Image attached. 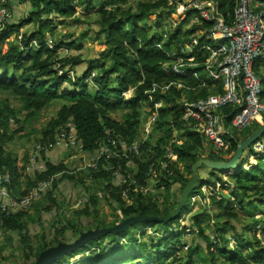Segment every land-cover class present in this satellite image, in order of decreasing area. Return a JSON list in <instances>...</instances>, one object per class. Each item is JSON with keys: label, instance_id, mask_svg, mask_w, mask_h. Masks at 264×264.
I'll return each instance as SVG.
<instances>
[{"label": "trees", "instance_id": "trees-1", "mask_svg": "<svg viewBox=\"0 0 264 264\" xmlns=\"http://www.w3.org/2000/svg\"><path fill=\"white\" fill-rule=\"evenodd\" d=\"M97 1L31 0L32 8L27 19L19 20L16 23L9 21L10 23L8 22L9 24L0 30V90L19 98L24 103L25 108L32 109L34 113L41 112L52 103L60 102L62 106L56 118L52 120V130L51 132H45V137L41 142L54 141L58 127L62 126L66 130H69L71 126H75L85 149L89 151L95 150L99 146L98 141L108 136L109 130H111L110 136L113 139H119L117 136H123L129 144H132L138 132L137 129L140 121L139 109L145 104L154 106V103H151V95H153L154 100L164 101L167 106L160 108L159 128H169L164 131L171 137L172 120L175 127L184 130L182 136L185 138L182 144L176 146V162L171 163L170 168L161 177V181L169 189L171 183L167 176L169 171L176 166L175 163H183L186 171L190 175H193L192 167L196 161L201 159L199 150L204 146V141L209 143L203 134L196 131L183 119L185 112L184 102L222 93L223 89L219 82L218 85L213 86L216 81L203 76V74H206L204 72V65L210 56V51L202 47L207 43L213 45L215 43L207 35L200 37L199 49L196 48L195 63L197 64L192 67L188 66L190 70L194 69L200 73L199 78L194 76L183 77L172 72H167L164 69V65L172 62L177 57L172 55L174 44L177 45L179 43L177 53L181 55L179 49L183 46L181 44L184 41L180 39L185 37L186 41H189L191 33L210 28L211 23L200 19V22L191 30L182 32L179 29L178 32L170 33L168 40L164 41L162 34L157 32L150 33V27H148L150 25L149 12L150 14L155 13L158 17L161 14L155 11L159 9L169 12V10L174 9L173 6H169V0L140 2V7L136 11H133L132 7L126 9L127 0H106L102 4V9L97 12L99 16L97 22L101 25L98 33L105 36L104 43L108 46V52L112 56V64L107 65L109 66L108 69L105 65L100 67L91 64L92 66L87 67L82 76H77L76 81L72 80L73 78L60 76L59 71L55 70L57 62L64 63L61 69L66 74L67 70L64 67L67 63L74 69L82 60L80 56L60 60L58 51L63 47L80 49L82 46L77 45L73 39L69 42L67 41L71 36L70 33L63 34L62 37H58L59 39L54 37L58 32L54 17L70 18L75 16L77 5L85 7L87 11H91L95 9ZM218 1L221 3L225 15L233 14L239 2V0ZM260 1L264 2V0ZM109 7H112V9H109ZM192 14L198 15V12L194 9L190 10L182 24H187ZM27 23L34 24L33 28L35 29L33 31H25L20 43H11L4 50V44L9 40L10 36L16 33V30L19 33V29ZM48 33L53 39L52 46L47 43ZM160 43L162 44L161 47L158 46ZM98 68H100V72L94 78V82L99 87L96 90H92L86 84V81L92 72ZM261 77L264 81V74H261ZM116 81H118L117 86L110 87ZM178 81L185 83L183 84L184 88H176L179 84L177 83ZM64 82H68L66 88L64 87ZM155 83L160 87L153 91ZM203 83L207 84L203 85ZM165 85H170L168 90L162 89ZM131 87L136 88L134 90L135 94L130 101H127L123 96V92L129 90ZM182 96L185 98L179 103ZM118 110L126 111L123 115L125 121L122 123L112 118V113ZM232 110V107H226L223 111L225 114H229ZM21 111L12 107L8 100L0 101V170L4 171V173L9 172L13 176L12 183L8 185L11 192L14 194V191H18L20 193L19 196H26L29 194V189L33 188L40 181L51 180L52 176L58 171H66L67 169L64 164L54 166L48 163L47 171L37 172L36 178L34 180L30 179L27 183L29 189L21 190L22 174L17 168L14 153L6 151L3 147V144L12 138L7 137L11 125V117H17ZM169 115L171 117L170 120L161 122V120ZM260 127L261 124L255 121L251 126L242 131L232 128V138L231 136H227L231 140L232 145L225 153L235 154L238 144L251 136ZM165 140V138H162L160 141L162 143ZM260 140L264 143V134L257 142ZM250 148L251 151L248 152L247 156L256 154L258 162L249 169L244 168V163H242L240 165L242 167H238L236 172L232 174L234 195L239 203V207H225L224 200L219 202L221 207L225 208V213L221 212L216 221L215 233L221 239V242L214 243L203 227L204 220L210 218L209 214H205V217L202 218H199L198 214L192 216L191 221L194 231H197V234L202 238L200 239L206 245L205 252L210 257V263L204 262L203 264H221L217 259L222 257L226 259L228 264H253V260L256 264H264V245L260 244L261 240L257 237V233L253 232L254 229H260L264 225V220L256 218L255 209L252 208V210L248 211L252 216V223L248 221L241 230L234 223L238 217L237 211L239 209H248L255 204H264V153L255 152L252 150V146ZM155 150L157 154L153 155L154 157L142 167L141 173L136 175L138 181L144 185L147 184L146 172L149 170L151 164H154L155 167H160L159 160L161 158H164L165 161H170L165 156L166 150L162 151L160 145ZM213 155L209 156V158L221 160V157ZM211 170L208 184L216 187L218 182L227 183L222 176H216L219 169L211 168ZM110 175V173L106 172L100 174L104 178H109ZM63 176L68 178V180L74 179V176L67 172ZM190 180L191 178H187L180 171H177L175 181L184 182L186 186ZM58 181L56 179L55 186ZM55 186L47 193L52 199H54L52 191L55 189ZM110 187L111 185H109ZM200 191L197 186L191 192L187 202L188 207L192 197ZM112 192L114 199L121 205L122 218L120 220H116L113 224L104 227L94 224L90 226L91 224H89L84 226L83 229L79 225L72 224L71 231L75 233L79 232L81 235L90 229L113 227L126 218L137 215L170 216L173 214V204H179L180 202L179 199L173 198L170 205L161 211L158 205L152 202L151 198L148 199L147 196H143L139 188L132 187L130 189V196L133 199L136 197L134 204L124 207L125 202L122 199V194H116L114 190ZM92 199L96 203V199L94 197ZM214 201L217 203L216 198H214ZM183 210L176 219L169 222L156 220L135 222L134 225L138 223L143 228L145 227V229L148 227L153 229L156 237L150 242L142 238L140 239L138 233L135 231L127 234V241L123 242L122 234L132 229L130 228L132 224L125 231L109 233L98 239L89 241L80 249L54 260L50 264H202V252L198 245H191L186 255L181 256L182 249L187 246L181 241L183 234L179 233L177 229L179 220L184 215ZM82 212L87 214V216H90L91 213L87 208ZM17 214L10 216L2 214L5 216V228L16 231L21 235L24 242H28L29 233L26 230V225L22 222V218L27 213L20 211ZM68 231V224H63L61 228L56 230L54 238L57 244L66 240ZM231 234L235 235L239 246L230 254L227 245L229 243V235ZM109 235L115 238L109 241L105 240ZM212 247H214L213 251L210 250ZM47 248L46 245L41 246L38 248L39 251L34 253L32 246L28 245V253L25 254L26 260L23 264L34 263L40 253ZM93 248L94 251L88 252L89 249ZM247 248H249L248 251H246ZM250 252H253L252 259L248 257ZM195 254L198 257V263L194 261ZM0 264H9L6 257L1 254Z\"/></svg>", "mask_w": 264, "mask_h": 264}, {"label": "rangeland", "instance_id": "rangeland-1", "mask_svg": "<svg viewBox=\"0 0 264 264\" xmlns=\"http://www.w3.org/2000/svg\"><path fill=\"white\" fill-rule=\"evenodd\" d=\"M2 1L3 0H0V5ZM7 1L12 13L10 22L16 23L19 20L27 19L32 8L31 0ZM105 1L106 0H98L95 3V9L91 11H87L85 7L77 5L75 16L70 18L54 17L58 29V32L54 37L59 39L58 37H62L63 34L70 33L73 37L70 36L67 41L69 42L73 39L77 45L82 46L80 49L63 47L58 51L60 60L77 56H80L82 60V62L74 69L67 63L64 67V69L67 70L66 74H64V70L61 69V67L63 68L64 63L57 62L55 70L59 71L60 76L73 78L72 80L76 81L77 76H82L87 70V67L91 64L100 67L112 64V56H110L108 52V46L104 43L105 36L103 34L99 35L98 33L101 25L97 22L99 17L97 12L102 9V4ZM147 1L149 0H127L128 3L125 7L126 9L132 7V10L136 11L140 7V2ZM187 1L188 0H169V6H173L174 9L169 10V12L167 10L161 11L160 9L155 11L158 14H161L160 17L155 13L150 14L149 12L150 25L148 27H150V33H160L163 35L164 41H167L170 33L178 32L179 29H181L182 32H186L197 25L199 21L195 14L191 15L187 24H182L189 14V11L192 10L187 6ZM109 9H112V7H109ZM33 27L34 24L27 23L24 27L19 29V33L16 30V33H13L9 40L5 42L4 50H6L11 43H20L24 32L33 31V29H35ZM3 28L4 27L0 26V30ZM201 36L202 31L193 32L189 36V41H186L185 37L180 39L185 42L181 45L192 44L194 47L199 48V45L195 44V39L200 43L199 39ZM47 43H49L50 46L53 45V39L49 33L47 35ZM158 46L161 47L162 44L160 43ZM178 46L179 43L173 45V53L177 52ZM108 68L109 66H107V69ZM99 72L100 68L92 72L87 78L86 84H88L92 90H96L99 87L94 82V78L98 76ZM204 72L206 73L205 69ZM203 76L208 78V74H203ZM117 83L118 81H116L115 84L110 85V87L117 86ZM177 83L179 84L176 88H184L183 84L185 83H183V81H178ZM67 85L68 82H64L65 88ZM169 87L170 85H166L163 88L168 90ZM135 89V87H131L129 90L123 92L125 100L130 101L134 97ZM150 98L151 103H154V106L145 104L139 109L140 121L137 129L138 132L132 144H129L123 136H117L119 139H113L110 136L111 130H109L108 136H105L98 141L99 146L95 150L89 151L85 149L75 126H71L69 130H66L65 127L61 126L56 130L54 141H49L53 143V147L46 152H39L38 148L40 144L44 145L49 143H42L41 140L45 137V132H51L52 120L56 118L62 104L60 102H55L45 107L41 112L34 113L32 109L25 108L24 103H22L19 98L0 90V101L8 100L16 110H22L21 113H18L17 117H11V125L7 137L12 138L8 139L3 144L6 151L14 153L17 168L22 174L21 190L29 189L27 187L28 181L30 179L34 180L37 172L47 171L48 163L54 166L64 164L67 169L66 171H58L54 174L47 187L42 185L45 182L44 180L29 189L28 193H31V195L33 194L34 197L30 207L25 210L27 214L22 218V222L26 225V230L29 233L27 238L28 242H24L21 235L16 231L5 228V216L2 215L4 213L0 209V254L6 257L9 264H23L26 260L25 254L28 253V245L32 246L34 253L39 251L38 248L41 246L46 245L48 248L55 246L57 241L54 238V233L58 228H61L63 224L69 225V231L66 234L67 237L65 241L71 243L80 236L79 232L75 233L74 231H71L72 224L79 225L80 228L83 229L84 226L89 224H91L90 226L94 224L104 227L113 224L116 220H120L122 218L120 211L121 205L116 199H114L112 190H114L116 194H122V199L125 202L124 207L134 204V199L136 197L133 199L129 195L132 187L139 188V191L143 196H147L148 199L151 198L152 202L157 204L161 211L165 210V207L170 205L173 198L181 200L185 184L184 182L175 181L177 171H180V173L184 174L187 178H192L193 176L186 171L184 164L175 163L176 166L169 171L167 176L171 183L169 189H167L166 184L161 181V177L164 175L163 173L170 168L171 163H174L177 160L175 149L176 146L182 144L185 139L182 136L184 130L175 127L172 120L171 137H169L164 131L169 128L166 127V129H160L158 122L160 118V108L166 107L167 105L162 100H154L153 95H151ZM184 98L185 97L182 96L179 103ZM125 112L126 111L124 110H118L117 112L112 113V118L122 123L125 121L123 117ZM170 118L169 115L161 120V122L170 120ZM260 118L262 117H259V119ZM261 120L262 122H258L262 125L264 123V117ZM162 138H165L166 140L161 143L160 140ZM259 142L260 144L263 143L262 140ZM159 145L162 151L164 149L166 150L167 153L165 156H170L171 160L165 162V159L161 158L159 160L160 167L156 168L153 172L151 169L148 170L146 172L147 184L144 185L138 181L136 175L141 173L142 167L145 163L157 154L155 149L159 147ZM214 148L215 147L211 142L208 143L204 141V146L199 150V156L201 158H209V156L214 154L215 156L217 155L221 157V160L228 161L234 154L229 152L225 153L226 151H217V153H215V151H213ZM249 151H251V148L245 152L242 159L243 161L240 164L242 165V163H244L243 166L246 169L251 168L258 162V156L256 154V156H247ZM261 153H264V148ZM117 162L121 164V167L120 169L115 170L114 167ZM236 169L218 170L216 176H222L227 183L218 182L216 187H213L207 183L208 178L211 176V168L207 166L200 168L201 180L198 183V188L202 192L200 191L201 193L198 192L192 197L189 207L188 204H186L183 210L184 215L180 218L179 225L177 226L179 233L181 232L183 234L181 241L187 245L182 249L181 256L186 255L187 250L191 245H198L202 252V264L210 261V257L205 252L206 245L201 240L202 238L197 234V231H194L191 219L192 216L197 214L199 218L205 217V214H209L210 218L204 220L203 227L206 229V233L209 237L213 239L214 243L221 242V239L217 237L215 233L216 221L221 212L225 213V208H222L219 202L224 200L225 207H239V203L234 195V184H232V174L236 172ZM121 171L124 172V174H122ZM65 172L74 176V179L68 180V178L64 177L63 175ZM102 172L110 173L111 175L109 178H104L103 176H100ZM2 173H4V171L0 170V186H3L2 183H4V177L6 176ZM7 174L10 175L12 181L13 176L11 173L8 172ZM56 179L59 181L56 182L55 186ZM126 179L130 180L129 184L125 182ZM109 185H111L110 188ZM40 186L43 187V190L40 193L34 192L35 189ZM54 186L55 189L52 191V196L55 200L47 195L48 191ZM1 188L4 187H0V189ZM6 190H8V187H6ZM9 193L12 195L11 192ZM14 194L19 196L20 193L14 191ZM92 197L96 199V203L93 202L94 200ZM214 198H216L217 203H215ZM2 202L3 199L0 201L1 208ZM177 206L178 204H173L172 212L175 211ZM86 208L91 212L90 216H87V214L82 212ZM252 208L255 209V217L264 220V204H255L248 209H239L237 211L238 217L234 221L239 230H241L248 221L252 223V216L248 212L252 210ZM3 211H5L6 216L20 212L12 211L9 208L3 209ZM130 228L132 229L127 230L126 233L122 234L123 242L127 241L126 235L133 231L138 233L140 239L142 238L149 242L156 237V233L152 228L148 227L145 229V227L143 228L142 225L138 223L135 225L133 224ZM253 232L257 233V237L261 240L260 244L264 245V225L260 229H254ZM114 238V236L109 235L105 240L109 241ZM223 246L226 248L225 245ZM227 246L230 254L234 252L237 246H239L235 235H229V243ZM92 250L94 251V248L89 249L88 252H91ZM210 250L213 251L214 247ZM248 250L249 248L246 249V251ZM252 255L253 252H250L248 257L252 259ZM197 258V254H195L194 261L198 263ZM217 261L221 264H228L223 257L217 259ZM252 262L253 264H256L254 260Z\"/></svg>", "mask_w": 264, "mask_h": 264}, {"label": "built area", "instance_id": "built-area-1", "mask_svg": "<svg viewBox=\"0 0 264 264\" xmlns=\"http://www.w3.org/2000/svg\"><path fill=\"white\" fill-rule=\"evenodd\" d=\"M186 4L189 9L198 12L196 16L199 22L201 19L211 23L210 28L202 31V35H207L215 41L214 45L207 43L202 47L210 51L204 69L208 78L216 81L213 86L219 82L223 92L198 100L185 101L183 119L214 145L215 153L228 151L232 142L227 136L232 138V128L242 131L258 121L260 116L264 117V81L260 75L264 74V2L239 0L233 14L228 15H225L218 0H188ZM11 18L9 3L3 0L0 5V26L5 27ZM195 44L200 46L196 39ZM196 48L192 44L183 45L179 49L181 55L174 52L173 56H177L175 60L164 65L165 71L183 77L199 78L198 71L188 68L197 64ZM159 87L155 83L153 91ZM163 87L162 89H165ZM226 107L233 108L231 113H224ZM51 147L52 142L40 144L38 151L46 152ZM263 148L264 143L260 144L259 141L252 145L255 152H261ZM168 157L170 156H166ZM168 160H171V157ZM120 167L121 164L117 162L114 169L118 170ZM156 168L158 167L151 164L149 170L153 172ZM7 173H2L6 176L3 186H0L4 187L0 189L2 208H9L15 212L27 210L34 195L31 193L26 196L14 195L8 187L12 181ZM121 173L124 174L122 171ZM50 182L51 180H47L42 185L47 187ZM125 182L129 184L130 180L126 179ZM42 190L43 187L40 186L34 192L40 193ZM2 208L0 207L5 214Z\"/></svg>", "mask_w": 264, "mask_h": 264}, {"label": "water", "instance_id": "water-1", "mask_svg": "<svg viewBox=\"0 0 264 264\" xmlns=\"http://www.w3.org/2000/svg\"><path fill=\"white\" fill-rule=\"evenodd\" d=\"M263 134H264V123L251 136L245 138L243 141H241L238 144L234 156L228 161L216 160L210 158H201L198 161H196L192 167L193 176L191 180L188 182V184L184 187L181 200L172 215L166 217L150 216V215L131 216L126 218L124 221L116 224L113 227L90 229L88 231L83 232L74 242L68 243L66 241H62L59 242L57 245L49 247L46 250L42 251L38 256L37 260L32 264H50L54 260L62 258L66 254L71 253L77 249H80L81 247L86 245L89 241L98 239L109 233H119L125 231L135 222H141L145 220L169 222L171 220L176 219V217L179 216V214L186 206L191 192L197 188L198 183L201 180L200 178L201 167L207 166L209 168H214L219 170H231L238 168L241 162L243 161L242 159L244 157L245 152L257 140H259Z\"/></svg>", "mask_w": 264, "mask_h": 264}, {"label": "crops", "instance_id": "crops-1", "mask_svg": "<svg viewBox=\"0 0 264 264\" xmlns=\"http://www.w3.org/2000/svg\"><path fill=\"white\" fill-rule=\"evenodd\" d=\"M261 119H263V117H262V118H260L258 121H259V122H262V120H261Z\"/></svg>", "mask_w": 264, "mask_h": 264}, {"label": "bare ground", "instance_id": "bare-ground-1", "mask_svg": "<svg viewBox=\"0 0 264 264\" xmlns=\"http://www.w3.org/2000/svg\"><path fill=\"white\" fill-rule=\"evenodd\" d=\"M261 117V116H260Z\"/></svg>", "mask_w": 264, "mask_h": 264}]
</instances>
